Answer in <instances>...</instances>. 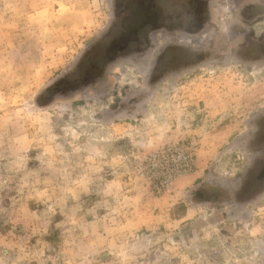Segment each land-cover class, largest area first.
Returning a JSON list of instances; mask_svg holds the SVG:
<instances>
[{
	"label": "rangeland",
	"instance_id": "374dc122",
	"mask_svg": "<svg viewBox=\"0 0 264 264\" xmlns=\"http://www.w3.org/2000/svg\"><path fill=\"white\" fill-rule=\"evenodd\" d=\"M112 13L0 0V264H264V184L239 191L264 151V57L223 50L154 81L122 60L104 88L61 93Z\"/></svg>",
	"mask_w": 264,
	"mask_h": 264
},
{
	"label": "flooded vegetation",
	"instance_id": "af4514ba",
	"mask_svg": "<svg viewBox=\"0 0 264 264\" xmlns=\"http://www.w3.org/2000/svg\"><path fill=\"white\" fill-rule=\"evenodd\" d=\"M212 4L213 0H113L107 30L56 88L61 93L100 90L108 83L107 69L122 60L150 64V81H154L223 50L252 60L264 57V0L233 2L225 19L216 16ZM191 37L201 38L198 49L191 50ZM260 136L264 141V124L254 139ZM255 160L251 174H257L242 181L239 191L264 184V151Z\"/></svg>",
	"mask_w": 264,
	"mask_h": 264
},
{
	"label": "crops",
	"instance_id": "0c3cea01",
	"mask_svg": "<svg viewBox=\"0 0 264 264\" xmlns=\"http://www.w3.org/2000/svg\"><path fill=\"white\" fill-rule=\"evenodd\" d=\"M237 152H240L239 151V149L238 150H236ZM203 172V170H199V171H196L192 176V178L191 179H189V180H181L179 183H180V185H187V184H191V182H193V181H198V180H195V179H197L196 177H200V175H201V173ZM168 199H170V198H168V195L167 196H163V197H160L159 199H158V202L160 203V205H162L165 209H166V211H169L170 210V208L176 203L175 201H172V202H169V201H167ZM187 213H184V214H182V215H180L179 217L181 218H183V217H185V215H186Z\"/></svg>",
	"mask_w": 264,
	"mask_h": 264
},
{
	"label": "built area",
	"instance_id": "2783aa9c",
	"mask_svg": "<svg viewBox=\"0 0 264 264\" xmlns=\"http://www.w3.org/2000/svg\"><path fill=\"white\" fill-rule=\"evenodd\" d=\"M180 148H183V144H181ZM172 151L181 154V161L183 162V164L180 168H182V170L184 172H189L193 168V165H194L193 158L189 154H182L184 152H182V149L180 151V149H178V148H176V150H169V152H167V157L173 155ZM166 167H170V166H166ZM173 177H174V175H170L167 177V180L169 181Z\"/></svg>",
	"mask_w": 264,
	"mask_h": 264
}]
</instances>
